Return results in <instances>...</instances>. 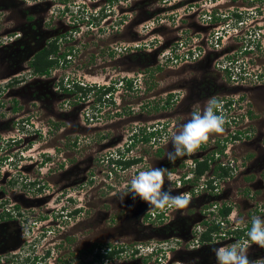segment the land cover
<instances>
[{"label": "rangeland", "instance_id": "obj_1", "mask_svg": "<svg viewBox=\"0 0 264 264\" xmlns=\"http://www.w3.org/2000/svg\"><path fill=\"white\" fill-rule=\"evenodd\" d=\"M107 5L106 0H0V24L9 14L10 18L26 26H21V33L27 31V36L29 33L34 35L38 43L48 39L45 36L50 30L59 25H69L68 30L56 39L58 50L55 55L69 54L65 57L69 62L62 65L59 60L57 68L50 71V75H37L41 77L33 79L25 68V74L12 75L8 70L13 64L12 58L0 60V187L5 175L16 172V168H11L13 165L9 164V156L14 154L20 157L17 170L27 177L19 176L14 190L7 188V193L14 196L12 201L24 208L25 215L16 216L9 211L10 215H14L4 223L11 224L8 233H13H6L5 238L12 244L14 240H24V236L32 239L42 235L36 251L41 255L48 248L49 264H120L125 261L128 262L124 264H143L142 261L145 264H191L193 260L197 264H217L213 249L248 241L245 231L237 239L231 225L247 229L251 227L253 216L264 218V0H115L108 9ZM234 10L246 15L237 26L232 25L231 12ZM102 12H107V16L97 24ZM218 15L220 18H216ZM13 25V22H8L0 29H11ZM0 39L10 44L15 38L13 33H7L6 37L3 35ZM152 45L158 52L149 51ZM136 46L145 48L134 49ZM126 47L142 52L141 57L143 53L146 56L149 53L150 65L158 61L159 72L152 73L150 68L152 71L146 76L147 73L142 75L139 73L141 71H128L126 66L120 64L126 60ZM26 49L24 45L21 47L22 52ZM175 55L179 59L171 60V56ZM15 75L25 77L12 86H6L8 78ZM58 76L65 81L70 77L80 83L95 85H111L119 78L116 81L118 107L130 101L135 108L140 109L142 102L148 108V102L152 104L160 97L162 104L168 100L167 93L177 91L178 100L165 107L164 116H150L145 121L150 126L156 121L165 123L167 136L161 154L154 153L159 147L158 143L136 141L128 146L126 155L140 160L125 169L114 166L109 158L116 156L115 147L125 150L131 138L127 136L132 129L127 131L128 123L124 122L117 130L110 126L115 130L112 133L109 129L107 134L101 133V125H97L102 123H85L81 109L78 119L84 123L83 128L69 130L75 127L73 122L78 119L65 115L61 122L68 127L67 130L63 131L64 134L60 132L64 126L59 131L54 130L56 116L53 113H67L72 101H75L74 111H78L79 101L73 99L81 95L70 92L74 94L67 96L70 97H66L67 101L61 95V90L56 91ZM122 76L133 79L132 90L125 89ZM95 92L97 88L90 92V96L96 98L97 104L94 102L90 107H85L87 116L100 115L104 111L98 104V99L104 97L97 98ZM211 97L220 102V111L225 116L224 131L210 134L209 140L197 151L177 158L174 163L169 162L167 152L172 149L171 132L186 123L197 107L202 110L206 100ZM107 99H102L104 107ZM106 107L111 108V105ZM104 113L101 114V122L109 116ZM139 120L142 121V118ZM76 130L80 138L77 147H69ZM99 132L103 136L96 144L93 137ZM238 133L241 137L236 139ZM14 137L19 139L16 144ZM112 140L117 142L116 145L106 147V143ZM63 148H68L70 154L66 156ZM44 153H50L51 158L45 160ZM211 155L209 171L199 178L195 177L192 172L195 159ZM5 156H8L6 161ZM77 156L81 163L77 162ZM74 164L77 167L69 177H58L64 167ZM220 164L223 167L225 164L232 171L228 180H233V183L229 186L224 187L227 177H219ZM155 167L166 168L172 175L171 180L165 176L162 190L171 186L173 195L187 193L192 200L183 209L188 214L192 211L191 215L196 213L191 233L186 236L169 234L168 237L161 234L160 226L164 212L170 213L168 209L150 207L139 199L133 201L131 195L126 199L124 197L126 187L135 174ZM33 178L46 185L50 183L49 187L46 186L47 191L57 190L56 183L51 185L53 179L61 181V188L68 189L72 200L49 201V205L43 203L32 210L26 196H34L35 193H29L22 185ZM109 197V203L104 205V213L113 219L98 221V206L91 204L96 199ZM224 204L232 207L227 220L218 215V209ZM51 206L55 209H51ZM59 206L65 210L58 215ZM74 206L80 207L78 209L90 207L67 220L66 212ZM147 212L150 213L149 218L141 219L140 223L138 218ZM30 213H33L32 217ZM159 215L162 217L158 218ZM80 219L81 223L78 222ZM120 219L123 221L120 222ZM217 219L222 221L223 228L219 234L212 236L215 244L211 246L195 241L205 228V221L213 223ZM175 236L179 237V241H175ZM184 237H188L185 242ZM96 241L102 247L119 246L121 241H126L128 245H124V250L113 260L97 263L93 260L95 246H91ZM17 247L7 246L5 255L1 256L6 260L4 263L9 264L7 260L15 261L11 252L17 251ZM133 250L136 252L133 253ZM246 254L250 264H264V247L249 241ZM21 258L24 264L31 263V256L30 263H25L28 259L22 255ZM45 263L48 264V260L42 262ZM35 264L41 263L38 260Z\"/></svg>", "mask_w": 264, "mask_h": 264}, {"label": "flooded vegetation", "instance_id": "obj_2", "mask_svg": "<svg viewBox=\"0 0 264 264\" xmlns=\"http://www.w3.org/2000/svg\"><path fill=\"white\" fill-rule=\"evenodd\" d=\"M108 2L109 1L106 0V3L108 4L107 5V9L109 8V6H111V4H113V3L109 4ZM109 12H110V10H109ZM6 16H7L6 20L4 19L3 20L4 22L2 21L3 23L0 24V26L5 24V23H8V22H10V23L13 22L14 25H13V28H11V29H2L1 28L0 29V36L4 35L6 37L7 33H9V34L13 33V36H14L15 39H13L10 44H6L3 39L2 40L0 39V41H1V44H0V52H1L0 53V60L1 61H3V60L6 61V60H9L10 58H12L11 60H13V62H12L13 64H11L10 67L8 68L9 72H12L11 73L12 75L13 74H17V73L21 74V72L23 74H25L27 72V71L23 72L24 71L23 68H25V69H28V71H30L29 75H30V77H33V79L36 78V77H41V76H45L46 77V75L51 73L53 71V69H55L57 67L56 66L53 67L50 70L51 72H49L48 74H42L41 76H37L39 74H33V72H32V69H31V66H30L31 61H33L36 58V55L38 54L39 51H41L42 49L48 47L53 41H56L57 37L60 38L61 35H63V32L68 30L69 25H67V24L59 25L60 27H56L55 29L50 30V33L47 36H45L48 39L45 42H43V43H38L37 40L35 39L34 35L29 33L28 36H27V33H26L27 31L24 32V33L23 32L21 33V26L26 27L25 25H21L20 21L16 22L15 19L10 18L9 14L6 15ZM106 16H107V12L106 13L102 12L100 17H99V20H98L97 24H100V20L102 18H105ZM0 19H1V17H0ZM23 45L27 47L25 52L21 51V47ZM127 48L128 47H126L125 53H124V55H125L124 57H126V60H125L124 63L122 62L120 64L123 65V66H126V69L128 71H136V72L141 71L139 73H141L142 75L147 73L146 76H148L151 73L150 71H152V70H153L152 73H155V74L159 72L160 68H159L158 61L154 62V63H152V65H150V63L148 61V55L149 54L146 56V54L143 53L142 57H141V53L142 52H135V51H133L132 48H129V49H127ZM128 51H129L130 54L128 53ZM134 53L137 54L136 57H134ZM61 54H58L57 56H60ZM57 56L52 55V54L50 55L51 58H58ZM68 56H69V54H68ZM68 62L69 61H67L66 63H68ZM66 63L63 64V62H62V65H66ZM112 66H114V64H112ZM150 68H152V70ZM3 73H5V70H3ZM31 75H33V76H31ZM24 77L25 76H22V75H15L14 77L8 78V80L6 81L7 86H12L15 82H17L18 80H20V79H22ZM58 78H59V76L57 77V82L55 83L56 91L61 90L62 91L61 95L64 96L65 99H66L67 96H73L74 93L68 92L67 91V87H66V86H69V83L66 84V82L68 80H72V79L70 77H68L66 79V81H65L62 77L59 78V79ZM123 78L124 77L122 76L121 80L124 81L125 89L132 90L133 89V82H132V84H129V82L128 81L125 82V80H123ZM125 78H127V77H125ZM118 80H119V78L115 79V82H112L111 85H105V84H103V85H95V84H91V83H86L85 82V84H90V85H95L96 86L97 92H95V95L97 94V96H98L97 98H99L100 96H101V98L102 97L108 98L107 99V103L108 104L105 101V107H104V104L103 105L101 104L102 99H104V98L98 99V101H99L98 104H100L99 107L101 108V110H104L103 112H101V114L105 112L106 113V114L104 113L105 116L109 115L108 117L104 118L102 122H101L102 116H101L100 113H99L100 115H97V116H87L86 113H85V110H86L85 107H87V108L90 107L92 105V103H94L96 101V98L93 97V96H90V93L82 96L81 92H78V93L81 94V96H77L76 98L73 99V100L79 101L78 102V106H77V107H79L78 111H74V108H75V104L74 103H75V101L74 102L72 101V103H71V104H73V106H70L71 104L69 103V106H68L69 110L67 111V113H65L66 111H62V112L60 111V112H56V113H53V111H50V112L53 113V115L56 116V118L54 119V123H55L54 130L59 131L61 126H64V129L61 130L60 132H63L64 130H67L68 127L63 125L64 122H61L62 118H64L65 115H66L67 118H69V116L70 117L72 116L75 119L76 118L78 119L79 117H81V114H80V109H81V112H83V116L85 118V120L83 119V121H85V123H87V124L93 123L94 124L95 121H98V123H102V124L97 125V126L101 125L100 126L101 129L99 130V131H101V133L105 132V134H107V132H108L107 129H109L110 132L112 133V132L115 131L114 129L117 130L119 128V126H122L124 124V122H127L128 125L126 126V130L128 131L129 129L130 130L132 129V132L129 133L130 135L127 136V137H131L130 141H129V142H131L133 136L136 133H139V131H141L143 128L151 127L150 125L146 124L147 122H145L146 120H148V118L150 116H155V115L156 116H160V117L164 116V114H165L164 109L165 108L162 109V105L165 104L166 100L163 101V103L161 104L160 103V97H158V100L155 99V101L152 104L150 102H148L147 103L148 104V108L144 104V102H142V103L140 102L141 103L140 104V109H139V107L135 108V107H133V105H132V103L130 101H126L125 102V106L118 107V104H119L118 100L119 99H118V95L116 94L118 92L117 91L118 87H117L116 81H118ZM81 84H82V81H81ZM96 88H94V89H96ZM176 92L177 91H175L173 93L172 92L167 93L166 96H169L167 98V99H169V105L171 103H173L174 100H178L179 94L176 93ZM78 93H76V94H78ZM153 96H154V98L157 97V95H153ZM67 98L69 99L70 97H67ZM141 98L143 99V97H141ZM35 99H36V97H35ZM110 105H111V108L110 107H106V106H110ZM51 110H52V107H51ZM154 111H156L157 113L153 114ZM149 112H151V115H149ZM140 118H142V121L139 120ZM73 123L75 124V127L68 128L69 130L70 129H75V128L77 129V127L83 128V126H84V123L82 121H79V119L77 120V122H73ZM152 124H154L152 126L153 128H156V127L159 128L160 131L164 134V136L161 139L159 138L160 141L157 142L159 147L154 152L155 154H159L158 151L163 148L162 147L164 145L163 143L166 140L165 138L167 136V134H166L167 133V129L165 127V123H162L161 121H156L155 123H152ZM136 125H138V126H136ZM110 126L111 127L114 126V129L111 128ZM93 127L95 128V126H93ZM121 129H122V127H121ZM75 132H76V135H75L76 138L74 137V139L71 140L69 147H71V146L74 147V148L77 147L76 144H77V142L79 141L80 138L78 137L77 130ZM101 133L99 132V135H96V136L93 137V140H94L95 143H96V141H98L100 143V141L98 139L102 138L101 136H103V135H101ZM62 134H64V132ZM113 140L110 141V143L108 141L105 146L106 147L115 146L117 142L113 141ZM168 142H166V144ZM107 144H108V146H107ZM115 148L117 150V148H119V147H115ZM53 149L56 150V147H54ZM63 149L66 150V152H65L66 156L68 155V153L70 154V150H68V148H63ZM74 154H75V152H74ZM43 156L46 157L45 160H49V158H51L50 157L51 156L50 153L49 154L46 153ZM76 160H77L78 163H81V159L78 158V156L76 157ZM75 167H77L76 164L72 165V167H70V166L64 167L63 171L61 170L59 172V176L58 177H62V178L69 177L68 175H70L71 172H73V170L76 169ZM79 170L81 171V167L79 168ZM23 174L24 173H22V175ZM24 177H26V176H24ZM228 177H230V176H227V180H226V182L224 184L225 185L224 187L229 186V185H231L233 183V180L229 181ZM51 178H53V177H51ZM223 178H226V177H223ZM18 179H20V178L18 177V178L15 179V178H12L9 174H8V176L5 175L4 183H3L2 187H0V191H1V194H2V197L0 198V200H2L1 203H0V208L2 207V209H0V264H6V262L4 263V261H6V260H4V257H3V259H1V256L5 255L6 248H7V246L9 247L10 245H13V246L15 245V246H18V247L16 248L17 251L11 252L12 254H14L13 256L15 258V261L7 260V262H9V264H24V262H23V260L21 258V255L28 259V260L25 261V263H30L31 262L30 264H35L39 260V262L42 264L43 261H47L48 260V264H49V258H50L49 254L47 256H45L46 254L43 251L44 252V258L42 259L41 258L42 253L40 255L39 252L36 251V248H37V245H38V239L40 240L43 237L42 235H40L37 238L34 237L32 239L26 238L24 236V240H19V241L14 240V242L12 244L8 243L7 239L5 238L6 233L10 234V233H13V231H10V233H8L9 228H11V226H10L11 224L4 223V222L9 221V219H11V217H13L14 213L16 214V216L25 215V213H23L24 208H21V205H18L16 202L14 203L13 202L14 200L12 201V199H14L12 197H14V196H11L10 195L11 193L10 194L7 193L8 192L7 188H8V190H14L15 189V188H13V186L15 185V183L17 182ZM54 183H56L58 185V188H57L56 191L55 190H52V191L45 190V189H47L46 186L49 187L50 183H48L46 185L45 183H43L40 180L37 181L36 178L31 179L29 184L22 185V188H27V191H29V193L31 191L35 193L34 196H31V195H27L26 196L27 202L28 203L30 202L29 205H30L32 210H33V208H39V206H41L43 203H44V205H49L48 204L49 201L59 202V201H62L63 199L68 200V201L72 200L71 196L67 193L68 189L67 188L66 189H62L61 188V184H60L61 181L57 182V181H55L53 179L51 185H54ZM80 183H78V184H80ZM42 194L44 195L43 198H42ZM53 196H54V198H53ZM124 197L126 199V196H124ZM110 198L111 197H109V199H107V198L106 199H96L91 204V205L97 204V206H98V209L96 211L97 212L96 215L99 216L98 221L102 220L104 218H106L107 220H109V219L112 220L113 219L111 216H109L106 213H104L105 212L104 211L105 210L104 205L109 203ZM191 201L192 200H190V202ZM87 207H90V206H86V207H84V209H78V208H80L78 206L72 207V209H70L72 215L66 214V217L68 216L67 220H69V218H71V217L74 218L75 214L77 212L81 213V212L85 211L87 209ZM165 208L168 209V212H170V213L164 212L162 226H160V231H161L162 235L168 236L170 234V235H178L180 237H183L182 235L186 236L188 233H191L190 229L192 228V225L194 224V217L193 216L194 215L196 216V213L191 215L193 213L192 211L190 212V214H188L187 211H185V210L183 211V209H175V208L169 209L168 207H165ZM46 209L49 210V206H47ZM51 209L54 210L55 208L53 206H51ZM57 209H58L57 210L58 215L60 214V211L64 212V210H65L64 207L61 208L60 206ZM8 211L14 212V213H12V215H10V213ZM99 212H101V213H99ZM181 212H183V214H181ZM66 213H68V211ZM32 214L30 213L31 217L33 216ZM147 214H148V212L144 213L142 215V217L138 218V220H140V223H141V219L142 220L146 219ZM169 214H171L170 217L168 216ZM189 215H191V216H189ZM44 216H46V215H44ZM127 217H128V219H131L130 216L127 215ZM40 218L42 219L43 217H40ZM165 218H167V219L164 220ZM122 221H123V219H120V222H122ZM78 222L81 223V219ZM227 227L230 228V226H227ZM109 228H111V230H112L111 226ZM222 228L223 227L221 225L219 230L222 229ZM231 228L233 229L234 232L236 231L235 234L236 233L237 234H241V231L245 229L244 227L234 226V225H231ZM225 233H226V231L222 232V234H225ZM217 234H219V233H217ZM28 236H29V234H28ZM217 236H220V235H217ZM168 237H170V236H168ZM198 238H199V236H197L196 240L199 242ZM236 238L238 239L237 235H236ZM174 239H175L176 242L179 241V237H177V236H175ZM187 239H188V237H186V239L184 237V242L187 241ZM125 242L126 241H121L119 244H121L122 247L124 245L127 246L128 243H125ZM203 243H209L211 246H213L215 244L212 241L203 242ZM92 244L93 245H91V246H95V249H97L98 246H101L100 243H98L97 241L93 242ZM56 245H57V243H56ZM58 245H59V248H60V244H58ZM195 251H198V250L195 249ZM17 252L20 255H17L18 254ZM192 252H194V251H191V253ZM211 252H212V250H211ZM212 254H213V252H212ZM30 256H31V258H30ZM17 257H18V259H17ZM29 258L31 259L30 262H29ZM125 262H128V261H125ZM125 262H122L120 264H124ZM142 262H143V264H145V261H142ZM191 264H197V263L193 260V262Z\"/></svg>", "mask_w": 264, "mask_h": 264}, {"label": "clouds", "instance_id": "obj_3", "mask_svg": "<svg viewBox=\"0 0 264 264\" xmlns=\"http://www.w3.org/2000/svg\"><path fill=\"white\" fill-rule=\"evenodd\" d=\"M136 48L143 50L145 47H134V49ZM152 48H149V51H157L154 45H152ZM65 57H68V54H66ZM57 59L61 60V63L64 61L63 57ZM178 59H173L171 56V60L173 61H177ZM67 61L68 60H65V63ZM76 82L81 84L79 81L68 80L66 84L69 83V86L66 87L70 88V86ZM220 109V102L215 97H211L206 100L202 110L197 107L191 112V118L186 123H184L178 130L171 132L170 137L172 149L167 152V159L169 162L174 163L177 158L197 151L202 144L209 140L210 134L222 133L224 131L225 116L221 113ZM95 116H97V114ZM18 141L19 139L14 137L13 142L16 144ZM17 156L18 154L9 156V164L13 165L12 162L18 160L16 166L13 165V167H11L16 168V172H14L13 175H10L12 178H15L18 172L20 173V176L22 175L20 170H17V165L20 162V157L17 158ZM4 159L5 161L8 160V156H5ZM223 165L225 166V164ZM19 166L21 167L22 165ZM166 175L169 180L172 179V175L168 173L166 168L163 167H155L148 170L139 171L131 178L129 185L126 187L124 195H131L133 201L139 199L150 207L156 209H163L165 207H171L175 209L186 208L190 203L189 194L184 193L173 195L171 186H169L167 190H162ZM28 183H30V180L24 184ZM162 212H164V210H162ZM63 213L64 212L60 211V214ZM66 214L72 215L70 210H68V213ZM240 222L242 223L243 221ZM246 236L248 237V241L243 243L236 242L228 247H219L213 249L217 259V264H250L246 254L248 242L250 241L252 243L258 244L260 247H264V218H261L260 216H253L251 218V227L246 232ZM45 251L50 250L46 248L44 249V252ZM44 252H42V256H44ZM145 257L143 258L145 259Z\"/></svg>", "mask_w": 264, "mask_h": 264}, {"label": "trees", "instance_id": "obj_4", "mask_svg": "<svg viewBox=\"0 0 264 264\" xmlns=\"http://www.w3.org/2000/svg\"><path fill=\"white\" fill-rule=\"evenodd\" d=\"M109 4L113 3V1L115 0H108ZM231 15L233 17L232 19V25L233 26H237L238 22H243L244 18H246V15L238 10H234L231 12ZM216 18H220L219 15L218 17L216 16ZM151 43V42H150ZM146 45H149L148 43H146ZM145 45V47H146ZM152 47V46H151ZM137 49V48H136ZM57 50H58V46L56 41H53L48 47L42 49L41 51L38 52V54L36 55V58L31 61V69L33 74H48L50 72V70L55 67L56 65H58L59 63V59L57 58H51L50 55H56L57 54ZM138 50H142V49H138ZM149 54V53H148ZM136 53H134V57H136ZM65 56L66 53H63L61 56H58V58H62L65 61ZM51 58V59H50ZM173 59H178L179 56L175 55L172 56ZM123 80L128 81L129 84H132L133 79L131 78H123ZM96 88L95 85H90V84H79L78 82L74 83L73 85L70 86V88H67L68 92H81L82 96L90 93L91 91H93V89ZM74 90V91H72ZM95 94V93H94ZM169 104V99L165 101V104L162 105V109L165 108L167 105ZM158 105V104H157ZM157 108V107H156ZM167 134V133H166ZM162 135H164L159 128H153L152 126L149 128H143L141 131H139V133H136L131 142H129V144L125 147V150L122 151V149L117 148V154L114 157H110L109 161L111 163L114 164V166H119L121 169H125L128 168L130 165H132L133 163L137 162L138 160H140L139 158H135L129 155H126V152L129 150L128 146H132L136 143V141H141V142H145V143H157L159 142V138L161 139ZM238 137H241L240 133L237 134V136L235 137L236 139ZM234 138V139H235ZM159 154L161 153V150L158 151ZM222 153V150L220 151ZM213 158V156L211 155V157H204L201 159H195V164H194V168L192 170L193 174L195 175V177L199 178L200 176L204 175L207 171H209V167L211 165V159ZM18 160H15L13 162V165L16 166ZM219 168V177H227L230 176L232 171L229 167H223L221 164L218 166ZM20 176V173L18 172L16 174V178H18ZM24 184V183H23ZM29 184V183H28ZM211 188H214V186L211 185ZM232 207L229 205H222L219 209H218V215L219 218H223V220H227L228 215L231 212ZM150 214H147V217H149ZM158 218H160V216H158ZM207 221H205V228L198 234L199 238V242H208V241H212L213 237L212 235L215 233H219V228L221 226V220H213V223H206ZM249 227V226H248ZM250 228V227H249ZM249 228H247L246 230H248ZM246 230H242L241 234H235V232H232L234 235H237L238 238L242 237L245 233ZM245 233L243 234L242 232ZM229 232V234H232ZM232 234V235H233ZM247 239L248 237L245 236ZM121 245H117V246H108V247H102V246H98L97 249H95V253L93 256V260L97 263H100L104 260H113L115 257H118L120 254V252L122 250H124V248ZM133 253L136 252V250L132 251ZM45 256H47L49 254V251H45ZM42 259L44 258V256L41 257Z\"/></svg>", "mask_w": 264, "mask_h": 264}, {"label": "built area", "instance_id": "obj_5", "mask_svg": "<svg viewBox=\"0 0 264 264\" xmlns=\"http://www.w3.org/2000/svg\"><path fill=\"white\" fill-rule=\"evenodd\" d=\"M239 23H241V22H239ZM230 216V215H229ZM229 216H228V218H229ZM198 236V235H197ZM197 241V240H196Z\"/></svg>", "mask_w": 264, "mask_h": 264}]
</instances>
